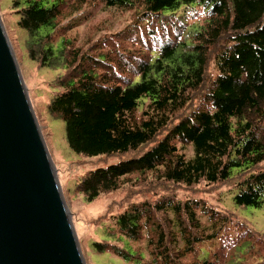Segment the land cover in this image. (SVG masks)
I'll return each instance as SVG.
<instances>
[{
  "label": "trees",
  "instance_id": "16d2710c",
  "mask_svg": "<svg viewBox=\"0 0 264 264\" xmlns=\"http://www.w3.org/2000/svg\"><path fill=\"white\" fill-rule=\"evenodd\" d=\"M95 4L130 12V22L79 43L69 33ZM9 9L24 35L20 54L58 70L46 114L62 123L68 148L119 160L73 190L88 203L122 194L118 212L96 221L103 236L92 253L135 264H264L263 233L193 198L229 184L235 206L264 208V0H12ZM234 222L241 229L200 258L197 247ZM122 237L144 241L147 258L111 242Z\"/></svg>",
  "mask_w": 264,
  "mask_h": 264
},
{
  "label": "water",
  "instance_id": "95a60500",
  "mask_svg": "<svg viewBox=\"0 0 264 264\" xmlns=\"http://www.w3.org/2000/svg\"><path fill=\"white\" fill-rule=\"evenodd\" d=\"M0 264H85L1 19Z\"/></svg>",
  "mask_w": 264,
  "mask_h": 264
},
{
  "label": "rangeland",
  "instance_id": "374dc122",
  "mask_svg": "<svg viewBox=\"0 0 264 264\" xmlns=\"http://www.w3.org/2000/svg\"><path fill=\"white\" fill-rule=\"evenodd\" d=\"M11 2L12 0H0V19L12 47L47 151L55 167L57 179L84 262L85 264H135V262L122 261L108 253H92L91 244L98 242L99 238L103 236V226L95 227L96 221L102 218L103 215L108 214L109 211H111V214L118 212L117 204L122 194L119 192L111 194V196H101L94 202L88 203L80 196H76L73 190L77 182L88 172L107 168L118 163L119 160L114 156L77 155L68 148L65 143L62 123L50 120L46 114V105L52 97V89L49 87V83L54 80L58 70L46 68L39 70L34 63L26 60L20 54L19 46L24 35L15 25L16 16L12 15L9 9ZM182 12L183 9L178 13L181 14ZM85 14H88L87 21L69 33V36L75 38L79 43L83 40H95L96 37L104 34L103 39L111 37V34L122 30L130 22L132 16L130 12L106 9L99 4L84 8L78 14V17H82ZM150 48L156 50L157 47L152 46ZM192 155V149L189 147L186 156L191 158ZM258 167L259 169H264V161ZM235 193L229 187V184H224L205 194L197 192L193 194V198L202 201L207 208H210V211L227 210L232 212L235 218H241L246 221L250 229L264 234V208H238L233 202ZM184 195V192H179V198H183ZM196 214L203 226H208L209 228V220L202 216L199 211ZM240 229L234 222L220 231L219 236L211 242L200 244L197 247V251H200V258L214 252L228 233L233 235ZM111 242L129 249L131 252L134 249H139L142 251L143 257L147 258L144 241L132 242L122 237V240L111 239Z\"/></svg>",
  "mask_w": 264,
  "mask_h": 264
}]
</instances>
